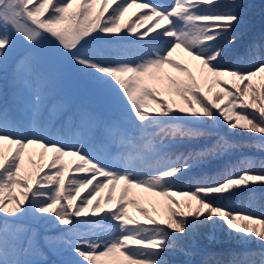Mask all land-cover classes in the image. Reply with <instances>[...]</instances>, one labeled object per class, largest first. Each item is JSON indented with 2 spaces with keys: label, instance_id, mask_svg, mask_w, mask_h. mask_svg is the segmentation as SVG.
<instances>
[{
  "label": "snow or ice",
  "instance_id": "snow-or-ice-1",
  "mask_svg": "<svg viewBox=\"0 0 264 264\" xmlns=\"http://www.w3.org/2000/svg\"><path fill=\"white\" fill-rule=\"evenodd\" d=\"M220 6V0H171L167 6L151 0H0V80L10 73L14 88L24 85L31 93L26 119L13 121L0 83V264H41L36 257L45 250L60 256L59 264H180L174 257L190 254L184 238L209 225L259 244L215 264H264V215L222 202L236 190L264 186V159L245 156L239 171L225 166L220 178L194 189L176 186L212 158L243 148L264 153V45H249L250 67L230 62L236 36L225 34L240 23L243 4L227 0L226 10L216 11ZM133 7L141 11L125 19ZM122 30L154 43L133 62L84 51L99 34ZM222 39L226 44H219ZM44 41L49 50L38 52ZM177 50L183 60L175 58ZM46 59L84 73L101 91L113 88L109 104L125 114L101 119L90 109L68 114L60 102L46 105ZM221 120L257 142L241 145L202 127ZM70 126L80 129L74 140L63 134ZM145 194L163 198L162 219L140 206L145 199L156 211ZM89 216L113 222L107 234L72 231ZM25 217L54 221L65 234L41 237L17 223Z\"/></svg>",
  "mask_w": 264,
  "mask_h": 264
},
{
  "label": "trees",
  "instance_id": "trees-1",
  "mask_svg": "<svg viewBox=\"0 0 264 264\" xmlns=\"http://www.w3.org/2000/svg\"><path fill=\"white\" fill-rule=\"evenodd\" d=\"M153 3L167 6L171 0H151ZM227 0H220V7L216 11H225L224 7ZM243 8L240 10L241 21L235 26V29L230 34H225L226 39L232 35L236 36V43L228 49L229 60L237 67L246 69L250 67L251 61L248 56L249 45L255 43L257 45H264V0H240ZM127 17L133 20L135 17L133 13H139L141 10L136 7L132 8ZM143 30V29H141ZM226 39L220 40L219 44H226ZM154 41L141 40L140 38L122 30L120 35L114 34H99L96 39L90 41L85 46L84 51L94 58L104 61H118L127 60L130 62L136 61L140 55L153 45ZM219 46V45H218ZM44 74L45 69L42 66ZM174 74V73H173ZM4 86L3 101L8 105L9 118L13 121H23L26 119V106L31 100L30 90L24 85H18L15 88L12 86L10 73L4 74V79L0 80ZM56 102H60L64 106V110L68 114H73L79 109H90L95 111L101 119H111L113 117L122 116L125 114V109L120 107L114 110L111 105L93 107L87 103L72 100L68 95L63 93H51L46 99L45 103L49 107ZM219 128H207L204 130H211L213 136H225L233 142L241 145H248L256 143L252 135L239 131H231L225 125ZM80 129L77 127H68L64 130V135L69 140H74L78 137ZM207 137L199 140L197 145L207 142ZM183 147L180 151H183ZM93 154H96L95 152ZM114 155V153H113ZM245 156L251 157L259 161L264 159V153L254 149L243 148L240 151L229 154L223 158H212L205 162L203 165L197 167L193 171L186 172L177 182L176 186L179 189H194L197 184L206 179H218L222 174L225 166L236 165V171H239V161ZM27 167V164H25ZM15 193L16 190L14 189ZM107 194V189L101 196ZM223 203L228 204L230 207L236 209H244L247 211L255 212L258 216L264 215V186L259 184L252 185L248 189L236 190L235 195L228 197ZM130 215L132 213H129ZM132 216V215H131ZM134 217V216H133ZM17 223L25 226H30L42 237L44 235L61 236L65 234V226L58 225L56 222H35L31 217H25ZM113 224L110 220L100 221L99 217L89 216L88 218H81L73 232L76 234L105 235L110 230ZM71 227V226H68ZM218 227L219 237L214 235V228ZM200 232L196 237V246H188L194 260L190 264H215L217 260L226 261L230 258L233 252H241L244 250L258 249L259 244L256 241L244 243L237 239L235 235H230L228 230L221 225H209L198 229ZM95 238V236H93ZM186 238L189 239V236ZM41 261V264H59L60 256L44 251L42 256L36 257Z\"/></svg>",
  "mask_w": 264,
  "mask_h": 264
},
{
  "label": "rangeland",
  "instance_id": "rangeland-1",
  "mask_svg": "<svg viewBox=\"0 0 264 264\" xmlns=\"http://www.w3.org/2000/svg\"><path fill=\"white\" fill-rule=\"evenodd\" d=\"M134 8V7H133ZM134 10L130 8L128 12L125 13V18L127 17L128 13ZM98 37V36H97ZM93 41V40H90ZM50 48V44L48 41L42 42V44L38 48V52L46 53ZM175 58L178 60H183L185 58V54L181 50H177V53L175 54ZM43 68L45 69L46 73L45 75L49 79V95L51 93H63L68 95L72 100H78L84 103L89 104L93 107H99V106H109V100L112 96L115 95V90L111 88L110 86L107 87L105 90L101 91L96 86L95 83L91 80L90 77L86 76L82 72H78L71 67L67 66L66 64H61L57 61L46 59L43 64ZM192 67V65H190ZM193 71L195 74V68L193 67ZM175 75V73L173 74ZM213 91H218V89H213ZM165 99H175L178 104H182V101L179 100L176 96L169 97L168 95H165ZM224 125V122L221 120L219 123H212L209 122L202 127L207 128H219L223 129L222 126ZM199 143L198 141L196 144ZM134 192H140V190L134 189ZM149 200H151L156 205V211L153 212L151 206L145 199L140 200V206L146 207L149 209V213L156 217L157 219H162L165 215L163 210V198L158 196H153L152 194H145ZM175 200H183V197L175 196ZM129 213H132L131 215L134 216L135 219L143 220V217L140 216L138 212L135 211V209L129 207ZM219 231L220 229L218 227L214 228V235L216 237H219ZM200 232L196 230L195 232L189 233V239L184 238V245L186 248L188 246H196V237ZM180 264H184V262H187V264H190L194 260V256L189 254L187 256L184 255H177L174 257Z\"/></svg>",
  "mask_w": 264,
  "mask_h": 264
}]
</instances>
